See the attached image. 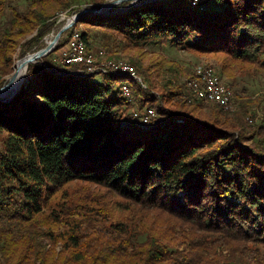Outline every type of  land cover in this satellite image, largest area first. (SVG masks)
Segmentation results:
<instances>
[{
	"label": "trees",
	"instance_id": "trees-1",
	"mask_svg": "<svg viewBox=\"0 0 264 264\" xmlns=\"http://www.w3.org/2000/svg\"><path fill=\"white\" fill-rule=\"evenodd\" d=\"M146 1L81 13L0 101V264H264V92L246 102L248 126L193 96L194 73L174 82V60L154 51L216 58L230 89L237 72L264 86V0ZM107 5L0 0V74L46 46L59 13ZM79 25L88 50L134 54L145 87L125 94L127 76L62 63Z\"/></svg>",
	"mask_w": 264,
	"mask_h": 264
},
{
	"label": "rangeland",
	"instance_id": "rangeland-1",
	"mask_svg": "<svg viewBox=\"0 0 264 264\" xmlns=\"http://www.w3.org/2000/svg\"><path fill=\"white\" fill-rule=\"evenodd\" d=\"M120 1H123V0H106L107 4H113V6L110 9H113V7H115L116 5H120L122 3ZM110 9H109V11H110ZM109 11H107V13ZM73 17H74V14L70 15L68 13H59L58 14V19H59V22H61V26L59 27V29L68 20H71ZM77 28H78L79 31L78 30H73L71 32V34L74 31L82 32V31H86L87 30L84 25H82V26L79 25ZM59 29L57 31H55V33L50 34L47 37V39L49 41L52 40L53 37L56 35V33L59 31ZM98 39L99 40L100 39L101 40H105V39H102V37H100V38L98 37ZM66 48H67V46L64 49H66ZM90 51H92L94 53H98L99 51H104V53L106 55L105 56L106 58H108V59H121V60H124L126 62L129 61L130 56L134 55V54H130V56H128L129 55L128 51H125V52L124 51H120L119 48L116 51L115 47H111V48H107L106 47L105 48V47L102 46V42L101 41H99V43H97V44L92 45V49ZM154 51L161 52L168 59L174 60V63H173L174 73H171V78L173 77L174 78L173 80L176 83H181V84L182 83L184 84V82L186 83L187 82L186 80H188V77L194 73V70H195V68L197 66L206 64V65H210L211 67H214L213 69L216 70L215 71L216 74H219L220 80H222L223 83H225L227 86H229L228 82H227L228 80L225 77L223 78V76L221 74L220 68H219V66H218V64L216 62V58H213V57L209 58V57H205V56H196V55H193V54H188V53H185V52L178 51L176 49L170 50V49L166 48V49H163L162 51H158L157 49L154 50ZM107 54H108V56H107ZM57 55L59 57L61 56V62L63 63L62 53H58ZM24 57H19V53L18 52L15 54L14 61H13V66H12V71L8 75H5V76L3 75L4 77H6V81L8 80V78L15 71L16 63L19 60H21L22 58H24ZM150 57H152V56H149L148 58L144 59V62H143L144 66L148 65V63L150 62ZM130 61H131V59H130ZM128 63L132 64V61L128 62ZM136 71L138 72V70H136ZM236 74H237L238 87H232V89H233L234 92H236L238 94L237 95L238 98L235 99V100L233 98V106H232V108L229 109V110H225V111L229 112V114H231V115L234 114L235 116L240 117V119H241V121L243 123L244 122H248L246 125L253 126L252 124H256V123H258V121L256 120V118L251 117L250 111L253 110V107H251L250 104H248L246 102H249V100H257L258 97L261 98L260 96L264 92V88H263L264 86H262L261 84H256L255 82L253 83L251 80H249V78L246 77L247 75L245 73L244 74H240V73L237 72ZM94 75H96V74H94ZM139 78H142V77L139 76ZM94 79L95 80H100L101 79V75H99V74L96 75V77ZM141 81L144 84L143 79H141ZM133 82L135 83V81L133 79H131V78H124V79L121 80V83L132 84ZM260 82L263 83L262 81H260ZM1 86H3V84ZM240 86L243 87V88H247V90H248L247 94L243 93V92H240V90H239L241 88ZM188 87L191 88L189 85H188ZM248 96L251 97V98H249ZM233 97H234V95H233ZM245 111H247L248 113H245ZM258 113H260V112L258 111Z\"/></svg>",
	"mask_w": 264,
	"mask_h": 264
},
{
	"label": "bare ground",
	"instance_id": "bare-ground-1",
	"mask_svg": "<svg viewBox=\"0 0 264 264\" xmlns=\"http://www.w3.org/2000/svg\"><path fill=\"white\" fill-rule=\"evenodd\" d=\"M198 1L199 0H193L192 4L194 5ZM72 34H74V37H78L79 49H80V51H82V53L84 55H92L93 57H99V61L118 63V64L127 65V66H132L133 70H134V72H131L128 70H122V69L104 70V68H102V67H94V68L89 69V72H85L83 74V76L92 75V74H102V75L113 74V75L127 76V78H131L136 83L140 84L142 87H145L141 81L142 78H139L135 67L133 65H131V63H128L130 61L126 62V61L121 60V59H108L105 57V53L103 51H100L98 53H94V52L87 49L88 47L86 46L84 40L82 39L80 32L74 31ZM47 42H49L48 39H47ZM25 67L26 66L23 65L22 60H19L16 63L15 71H14L15 76L10 83L9 89L5 93H3L5 96H8V97L11 96L15 91H17L19 86H21V84L24 82L25 77H26L25 76V70H26ZM204 67H206L208 70L213 71V77H215V80L222 82V80H220V78H219V74H216V72H215L216 70L213 69L214 67H211L210 65H206V64L205 65H199L194 70L193 78H191L187 84L193 90V92H194V93H192L193 96L201 98L200 100L203 99L207 102L217 104V105L221 106L224 110L231 109L232 104H233L232 103L233 93H232L231 89L227 85H225L226 87H228L229 96H228V94H218V97L213 95L211 93V89H209V85L207 83V78H203V76H201V74H200L201 70H204ZM76 73L79 74L80 72L76 71ZM4 80L6 82V77H4L2 74H0V82H4ZM222 84H224V83L222 82ZM125 88H128V92H129V85L127 83L122 86V89H125ZM223 102H228L229 104H224ZM147 109H150L151 111H153V117H154L155 116L154 110L152 108H147Z\"/></svg>",
	"mask_w": 264,
	"mask_h": 264
},
{
	"label": "built area",
	"instance_id": "built-area-1",
	"mask_svg": "<svg viewBox=\"0 0 264 264\" xmlns=\"http://www.w3.org/2000/svg\"><path fill=\"white\" fill-rule=\"evenodd\" d=\"M200 1V0H199ZM63 63L67 65H78V68L72 71H77L81 73L89 72V69L94 67H102L104 70L108 69H122L134 72L132 66H127L118 63L104 62L99 61V57H93L92 55H84L79 49L78 37H74V34H71L67 48L62 52ZM201 76L207 78V83L211 93L218 97V94H228V87L225 84H222L221 81L215 80L213 77V71L208 70L204 67V70H201ZM137 75V74H136ZM5 83L0 82L1 85ZM123 93L128 94V88L122 89ZM224 104H229L228 102H223ZM133 119L138 120L142 124H147L153 118V111L145 108L143 111L135 110L132 114Z\"/></svg>",
	"mask_w": 264,
	"mask_h": 264
},
{
	"label": "water",
	"instance_id": "water-1",
	"mask_svg": "<svg viewBox=\"0 0 264 264\" xmlns=\"http://www.w3.org/2000/svg\"><path fill=\"white\" fill-rule=\"evenodd\" d=\"M126 1V0H123ZM120 1V2H123ZM130 1L129 5L126 6L125 8H123V10H127V8H129L130 6H137L139 5L140 1L142 0H128ZM153 0H148L146 2H151ZM113 6V4H108L107 6L100 8V9H85L83 11H81L80 13H78L77 15H75L71 20H68L61 28L60 30L56 33V35L53 37V39L49 42H46V46L40 50H38L37 52L33 53V54H29L27 56H25L24 58H22L21 60L23 61V65H25L26 70H25V76H26V72H27V68L29 64L32 63H36L38 61H40L43 57H45L46 55H48L50 52H52L61 36L64 34V32H66L67 30H69L70 28H72L74 26V24L76 23L77 19L79 18V16L81 15V13L83 14H88V13H94V14H102V15H106L108 14L107 11H109V9ZM15 73L13 72V74L8 78V80L5 82V84L0 88V101H8L11 100L15 94L18 92V90L20 89L21 86H19V88L17 89V91H15L11 96H5L3 93H5L9 87H10V83L12 81V79L14 78ZM23 84V83H22ZM21 84V85H22Z\"/></svg>",
	"mask_w": 264,
	"mask_h": 264
}]
</instances>
